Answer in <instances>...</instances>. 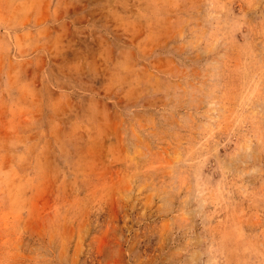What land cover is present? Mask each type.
<instances>
[{
  "label": "rangeland",
  "instance_id": "obj_1",
  "mask_svg": "<svg viewBox=\"0 0 264 264\" xmlns=\"http://www.w3.org/2000/svg\"><path fill=\"white\" fill-rule=\"evenodd\" d=\"M0 264H264V0H0Z\"/></svg>",
  "mask_w": 264,
  "mask_h": 264
}]
</instances>
